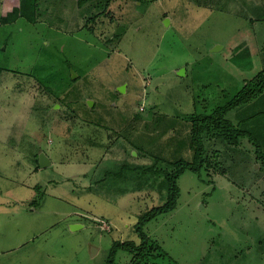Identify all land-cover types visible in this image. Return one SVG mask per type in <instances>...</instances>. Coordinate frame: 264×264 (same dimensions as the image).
I'll return each mask as SVG.
<instances>
[{
	"label": "rangeland",
	"instance_id": "374dc122",
	"mask_svg": "<svg viewBox=\"0 0 264 264\" xmlns=\"http://www.w3.org/2000/svg\"><path fill=\"white\" fill-rule=\"evenodd\" d=\"M21 2L0 0V264H133L113 244L141 233L146 264H264V89L223 116L235 145L189 146L193 114L264 72V0ZM52 54L57 88L27 73ZM180 159L201 171L141 226Z\"/></svg>",
	"mask_w": 264,
	"mask_h": 264
},
{
	"label": "trees",
	"instance_id": "16d2710c",
	"mask_svg": "<svg viewBox=\"0 0 264 264\" xmlns=\"http://www.w3.org/2000/svg\"><path fill=\"white\" fill-rule=\"evenodd\" d=\"M8 1V0H6ZM14 3L16 0H13ZM25 2H22L19 4L22 7V15H25L27 20L30 19L31 13H33V7L35 6V0H24ZM27 2V3H26ZM18 4V2H17ZM19 9L18 7H13L12 11L14 18L13 20L16 19L15 17L17 14L15 10ZM18 16V15H17ZM3 21V19H2ZM52 55H47L46 60L44 61L45 63H42V61H37L33 63L32 67L30 70L27 71L28 74L32 75L33 77L35 76L37 78V71H44L47 72L45 76L39 78L41 82H50L51 84H54L56 87L57 84L61 82V79H63L62 74L60 71L56 70V73L53 74L52 71V66H49V61L54 58ZM48 70V71H47ZM259 78L257 81L255 80H250L246 86L242 89V91L236 95L226 106L222 108H218L213 110L212 112L208 114H203V115H196L193 114L191 117V123H190V139H189V146L191 149L194 150L195 153V159H201L202 158V153H203V144L201 141V136L204 133H208L210 130H218L220 131V136L222 139H224L228 144L235 145L239 138L245 133L243 131L238 130L233 126V124L228 121L227 119L225 120L223 116L225 113L233 108H237V106H240L244 103H247L251 100H254L264 89V72H260L258 74ZM38 79V78H37ZM45 83V84H46ZM48 85V84H47ZM58 86V85H57ZM49 88H46L50 90V86H47ZM57 88V87H56ZM264 160V158H263ZM174 167L176 166V170L172 172H166L165 178L168 184V197L169 200H167V203L161 207L155 208L153 211H150L143 219L140 220V225L143 226L149 219H152L154 216L157 214L169 212L175 207V200L177 196V187H176V180L179 177V175L185 171V170H190L194 173H199L202 169V166L200 163H187L185 161L181 162V159L178 160L177 162L174 163ZM142 237V243L139 246L133 247L131 242H115L113 244V250L115 248H120L123 247L124 249H127L130 251L133 255H136L137 258H135L133 264H146L145 262L149 259L146 255V236L145 234L141 233ZM150 250L156 249L155 246H149L148 247ZM112 251V250H111ZM145 254V255H144Z\"/></svg>",
	"mask_w": 264,
	"mask_h": 264
},
{
	"label": "water",
	"instance_id": "95a60500",
	"mask_svg": "<svg viewBox=\"0 0 264 264\" xmlns=\"http://www.w3.org/2000/svg\"><path fill=\"white\" fill-rule=\"evenodd\" d=\"M182 72H183L182 69L178 71L179 74H181ZM119 89L120 90H123L124 89V86L120 87ZM38 165L41 168H45V167L51 165V161H50L49 157L44 152H41L39 154V157H38ZM78 226L79 225L73 224V225L70 226V228H71V230H75Z\"/></svg>",
	"mask_w": 264,
	"mask_h": 264
},
{
	"label": "crops",
	"instance_id": "0c3cea01",
	"mask_svg": "<svg viewBox=\"0 0 264 264\" xmlns=\"http://www.w3.org/2000/svg\"><path fill=\"white\" fill-rule=\"evenodd\" d=\"M51 164H52V162H51Z\"/></svg>",
	"mask_w": 264,
	"mask_h": 264
}]
</instances>
